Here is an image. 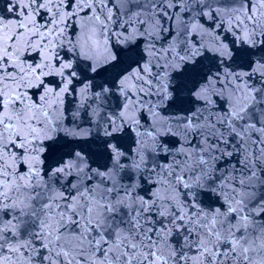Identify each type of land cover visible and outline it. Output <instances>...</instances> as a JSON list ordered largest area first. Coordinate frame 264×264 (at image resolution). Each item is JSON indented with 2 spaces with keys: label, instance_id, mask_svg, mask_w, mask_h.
Segmentation results:
<instances>
[{
  "label": "snow or ice",
  "instance_id": "snow-or-ice-1",
  "mask_svg": "<svg viewBox=\"0 0 264 264\" xmlns=\"http://www.w3.org/2000/svg\"><path fill=\"white\" fill-rule=\"evenodd\" d=\"M0 264H264V0H0Z\"/></svg>",
  "mask_w": 264,
  "mask_h": 264
}]
</instances>
